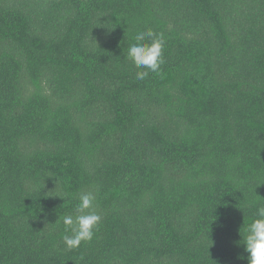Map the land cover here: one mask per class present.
I'll list each match as a JSON object with an SVG mask.
<instances>
[{
	"label": "trees",
	"instance_id": "obj_1",
	"mask_svg": "<svg viewBox=\"0 0 264 264\" xmlns=\"http://www.w3.org/2000/svg\"><path fill=\"white\" fill-rule=\"evenodd\" d=\"M262 205L264 0H0V264H247Z\"/></svg>",
	"mask_w": 264,
	"mask_h": 264
},
{
	"label": "clouds",
	"instance_id": "obj_2",
	"mask_svg": "<svg viewBox=\"0 0 264 264\" xmlns=\"http://www.w3.org/2000/svg\"><path fill=\"white\" fill-rule=\"evenodd\" d=\"M135 43L127 48L126 59L137 69L136 79L143 80L149 73H158L163 60L165 39L163 33H157L151 28L139 32ZM78 204L72 214L63 215L62 223L65 234L63 243L68 250L80 247L82 243L90 242L98 228L102 216L94 210L95 194L91 190H82L78 195ZM57 219L55 223H59ZM244 251L247 264H264V205L257 208L255 218L244 227Z\"/></svg>",
	"mask_w": 264,
	"mask_h": 264
}]
</instances>
